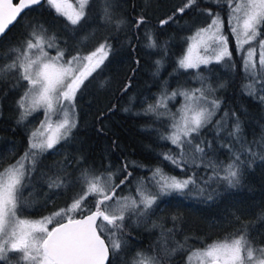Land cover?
Here are the masks:
<instances>
[{"label":"snow or ice","instance_id":"6c2138e0","mask_svg":"<svg viewBox=\"0 0 264 264\" xmlns=\"http://www.w3.org/2000/svg\"><path fill=\"white\" fill-rule=\"evenodd\" d=\"M44 2L57 15L64 17L75 31L76 26L86 20V9L91 0H78L76 8L67 0ZM223 2L230 10L228 24L235 51L241 55V71L246 81L242 92L264 104V0ZM41 3L42 0H17L16 3L0 0V38L25 9ZM196 3L197 0H186L173 15L160 21L161 26L174 22L176 14L183 15ZM110 7L106 4L104 8L102 19L106 23H113ZM206 11L211 17L210 23L188 37L187 54L177 61L178 69L195 70L193 79L199 86L180 87L169 92L165 85L156 102L144 109V115L167 121L161 124L164 131H157L159 139L169 142L173 148L160 156L183 175H170L163 167L157 166L149 169V176L136 180L135 195L117 196V190L127 185L132 176L127 164L119 170L124 175L118 182L113 180L118 172L111 169L105 170V175L85 168L77 181L82 190L73 197L72 203L39 220L21 217L24 208L29 206L24 190L31 183L38 157L54 149L61 140L71 137L77 126L76 95L108 59L112 45L105 40L86 54L77 51L69 53L70 58L65 59L66 49L60 48L56 37L47 36L41 27L39 32L33 30L30 33L22 47L11 49L16 55L10 63L0 66V76L13 73L17 85L20 81L27 82L24 94L16 102L21 110L19 122L40 108L44 109L45 119L31 132L28 151L15 163L0 170V264H112V258L118 253L123 254L127 246L126 219L132 222L135 217V222H142L141 218L148 216L162 197L173 194L192 196L202 203L214 202L242 184L244 170L250 168L256 159L264 160V151L257 150L264 148V141L249 144L243 137L240 118L235 112L231 113L232 126L227 131L232 143L220 145L229 153L227 163L211 158L212 142L202 139L203 130L213 124L212 118L221 108L223 101L216 92L225 84L220 82L213 86L209 77L200 71L201 66L209 73L212 70L208 66L213 63L235 69L234 63H225L232 60V52L229 38L223 33V19L219 13L214 14L210 9ZM237 13H242V23L234 25L233 19H240L234 17ZM114 23L118 31L124 21L115 20ZM144 23L145 17L141 16L133 26L140 29ZM145 40L147 48L161 47L151 31H145ZM245 45L251 46L245 48ZM51 48L56 49L55 56H50L46 50ZM164 50L166 54V46ZM156 65L158 73L162 61L157 60ZM177 96L183 97V103L173 112L169 102L175 101ZM53 115L57 116L55 128ZM228 116L225 112L223 118L215 121L217 137L225 131ZM235 144H239V149L234 147ZM199 169L205 174L201 175ZM69 183L59 172L47 178L50 189L66 188ZM89 196L94 197L93 201L85 203ZM50 224L51 228L48 227ZM178 247L183 248V245ZM175 251L176 248L171 249L172 253ZM193 254L200 264H264V244L257 245L247 231L196 249ZM188 260L191 261V254ZM131 264H159V261L155 256L138 252Z\"/></svg>","mask_w":264,"mask_h":264},{"label":"trees","instance_id":"16d2710c","mask_svg":"<svg viewBox=\"0 0 264 264\" xmlns=\"http://www.w3.org/2000/svg\"><path fill=\"white\" fill-rule=\"evenodd\" d=\"M95 2L90 3L88 9L93 10L96 5L98 13L95 16L88 13L86 20L81 21L75 31L64 17L57 15L44 2L27 10L0 39V66L10 63L15 57L12 48L22 47L30 33L33 30L39 32L41 27L46 30L47 36L56 37L60 48L66 49L65 58H70L69 53L77 51L86 54L94 49L95 44L98 46L105 40L112 45V52L101 69L85 81L86 87H82L76 95L77 126L70 139L61 141L55 149L38 157L36 175L32 176L31 183L24 190L29 205L27 208L33 210L30 218H39L72 203L73 197L82 190L78 177L71 182L74 187L72 193L65 188L50 189L47 178L58 172L65 178V172L74 167L79 173L87 168L105 175V170L111 169L118 172L113 177L114 182H118L124 175L119 170L127 164L132 176L127 185L117 190V196L135 195L136 180L146 178L150 175L149 169L157 166L163 167L170 175H183L160 156V153L173 148L169 142L159 139L157 131H164L161 124L167 121H157L151 115H144V109L156 102L165 85L169 92L180 87L199 86L198 81L192 82L195 70L178 69L177 61L185 53L188 37L210 21L206 11L209 9L214 14L219 13L224 21V33L229 38V50L232 52V60L225 63H234L235 69L213 63L208 66L212 70L209 73L201 66L200 71L209 77L213 86L220 82L225 84L216 92V96L223 101L221 108L212 118L213 124L203 130L202 139L212 142V149L209 150L211 158L227 163L229 153L220 145L232 143L227 131L231 130V113L235 112L240 118L244 139L249 144L264 141V104L242 92L246 81L241 71V55L235 51V41L226 21L229 8L223 0L219 4L216 0H197L183 15L176 14L174 22L163 26L160 21L173 15L186 0ZM106 4L111 5L109 11L113 23L102 19ZM141 16L145 17V23L136 29L133 24ZM121 19L124 24L117 31L114 21ZM145 31H151L161 47L155 50L147 48ZM83 44L89 48L79 49L84 47ZM51 52L56 53L54 50ZM157 60L162 61L158 73ZM5 74L8 76L3 78ZM5 74L0 76V133L6 140V148L15 143L21 149L25 140L22 135L25 122H19L21 110L16 102L24 94L27 82L20 81L15 88L14 74ZM182 102L183 97L177 96L175 101L169 102V108L175 112ZM225 112L229 114L227 127L217 137L214 124L224 117ZM17 131L20 133L15 134ZM234 147L239 149L240 146L235 144ZM257 150L264 151V148ZM197 171L205 174L203 169ZM93 199L89 196L85 203ZM173 217L176 219L173 220ZM141 220L135 222L133 217L130 222L126 219L125 238L138 245L132 244L131 250L148 251L162 264H184L186 256L196 249H203L215 241L231 239L240 231H247L257 245L264 244V160L256 159L250 168L244 170L242 184L214 202L202 203L192 196L173 194L162 197L149 215ZM168 230L175 233L174 237ZM165 231L170 238L164 237ZM178 245H183V248ZM173 248L176 251L170 255ZM117 258L122 262L135 257L129 253L115 256L112 264Z\"/></svg>","mask_w":264,"mask_h":264},{"label":"rangeland","instance_id":"374dc122","mask_svg":"<svg viewBox=\"0 0 264 264\" xmlns=\"http://www.w3.org/2000/svg\"><path fill=\"white\" fill-rule=\"evenodd\" d=\"M67 2L68 3H70V4H75V3H72V2H70L69 0H67ZM75 2H76V4H78V0H75ZM92 2H95V0H93V1H91V3ZM236 2H238V0H236ZM96 3V2H95ZM95 3H92V4H95ZM48 5V4H47ZM49 6V5H48ZM77 6H75V5H73V8H76ZM54 10V9H53ZM230 11V10H229ZM229 11H228V13H227V18H226V21H227V25H228V28H229V30H230V27H229V24H228V20H229ZM220 15V14H219ZM221 16V15H220ZM234 17H239L240 19H236V18H234L233 19V24L234 25H237V24H240V23H242V13H237V14H234ZM210 21H211V19H210ZM210 21L206 24V26L210 23ZM205 26V27H206ZM196 32V31H195ZM194 32V33H195ZM194 33H192V35L194 34ZM223 33H224V27H223ZM232 34V33H231ZM192 35H190V36H192ZM224 35H225V33H224ZM189 36V37H190ZM90 40L92 39V38H89ZM94 39V38H93ZM189 43H190V41L188 40V44H187V47H186V50H185V53H184V55H186L187 54V48H188V46H189ZM254 44L256 43L255 41L253 42ZM85 44V43H84ZM84 44L82 45V46H84ZM251 45H245V48H248V47H250ZM47 51H48V53H49V55L50 56H55V52H51V51H56V49L55 48H51V49H46ZM65 59H68V58H65ZM257 59H258V54H257ZM101 67H102V65H101ZM101 69V68H100ZM100 69H97L96 70V72H94V73H97ZM8 75L7 74H5L4 76H3V78L4 77H7ZM90 78V77H89ZM88 78V79H89ZM196 82L197 80H195V79H192V82ZM16 86H17V84H16ZM16 86H15V88H16ZM19 86V85H18ZM82 87H84V86H82ZM81 87V88H82ZM147 98V97H146ZM183 103V102H182ZM181 103V104H182ZM44 119H45V116H44V109L43 108H40L39 110H37V111H35V112H33L31 115H29V116H27L26 118H25V120L23 121V122H25V123H31L30 124V128L32 129L31 131H30V134H31V132L33 131V130H35V129H38L39 127H40V124H41V122H43L44 121ZM56 121H57V116L56 115H53V117H52V125H53V128H55V123H56ZM27 126V125H26ZM70 139V138H69ZM68 139V140H69ZM68 140H61V141H68ZM58 145V144H57ZM56 145V146H57ZM55 146V147H56ZM55 149V148H54ZM51 150H53V149H51ZM50 151V150H49ZM46 152V151H45ZM75 169V167L72 169V170H69V171H66L65 172V179H67L70 183H69V186L68 187H66L65 188V190L68 192V193H72V192H74V187L72 186V184H71V182L73 181V179H75V178H79L80 177V174L81 173H79V172H77V171H75L74 170ZM36 175V171L32 174V176H35ZM81 186V185H80ZM82 187V186H81ZM24 197L26 198V196L24 195ZM67 203H69V202H66L65 204H67ZM68 205H70V204H68ZM63 206V205H62ZM59 209H62V208H59ZM58 209V210H59ZM33 212V210L31 209V208H27V207H25L24 208V210H23V212L20 214L21 215V217L22 218H26V219H30V220H39V219H41V218H43V217H45V216H48V215H50V214H52V212H49L48 214H44V215H42L41 217L39 216V218L38 217H36V218H30L29 217V215L31 214ZM54 223H55V221H54ZM48 227L49 228H51L52 227V225L50 224V225H48ZM158 228H160V226H158ZM166 232H168V231H165L164 232V237L165 238H170V237H168V236H166L165 235V233ZM169 234L171 235V237H174V235H175V233L174 232H169ZM215 242H217V241H215ZM220 242V241H219ZM212 243H214V242H212ZM212 243H210V244H212ZM132 244L133 245H137L136 243H132V242H128L127 241V246H126V248H124L123 249V254H117V256H119V255H122V256H124V255H127L128 253L129 254H131V255H133L134 257H136V253H138V252H140V253H144L145 255H148V256H153L152 254H150L148 251H145V250H140V249H137V250H131L132 248H130V246H132ZM156 246L157 247V244L156 243H153V246ZM209 245V244H208ZM138 246V245H137ZM207 246V245H206ZM205 246V247H206ZM204 247V248H205ZM194 253V252H193ZM193 253H191V261L189 262V260H188V257H189V255L188 256H186V260H187V262H186V264H200V260L198 259V257L196 256V255H194ZM165 254H168L167 252L165 253ZM172 254V252H170V255ZM157 259V258H156ZM158 260V259H157ZM159 264H162L161 263V261H159Z\"/></svg>","mask_w":264,"mask_h":264},{"label":"flooded vegetation","instance_id":"af4514ba","mask_svg":"<svg viewBox=\"0 0 264 264\" xmlns=\"http://www.w3.org/2000/svg\"><path fill=\"white\" fill-rule=\"evenodd\" d=\"M69 1L72 2V3H75L73 5H75V6L78 7V4H76L75 0H69ZM86 12H87V14L89 13V14L95 16L98 13V11L96 10V5H95V7H94L93 10L86 9ZM86 46H88V45H86ZM86 46H84V47H81L80 46L79 49H87V48H89V46L87 48H85ZM96 47L97 46L95 44L94 49ZM30 124L31 123H28V124L25 123V124H23L24 127H23L22 135L25 137V140H24V146H21V149H20V146H18V144H15V143L9 144L8 148H6V146H5L6 145V143H5L6 140H5V138L0 133V170H2L4 168H7L10 164L15 163V161L17 159H19L21 156L24 155V153L26 151H28V149H29L30 131L32 130L29 127ZM18 133H20V132L19 131L15 132V134H18ZM132 260H122V262H121V260L117 258V260H115V264H131V261ZM186 262H187V260L185 258L184 259V264H186Z\"/></svg>","mask_w":264,"mask_h":264},{"label":"water","instance_id":"95a60500","mask_svg":"<svg viewBox=\"0 0 264 264\" xmlns=\"http://www.w3.org/2000/svg\"><path fill=\"white\" fill-rule=\"evenodd\" d=\"M13 2L16 3L17 1L15 2V1L13 0ZM43 3H44V0H42V3H41L40 5H35V6H32L31 8H33V7H39V6H41ZM31 8H29V9H31ZM29 9H25L24 12H22V13L20 14V17H21V16H22L27 10H29ZM20 17H18V19H19ZM18 19H17V21H18ZM15 23H16V22H15ZM15 23H14V25H15ZM14 25L10 26V29H11ZM7 32H8V31H7ZM7 32H6V33H7ZM0 39H1V38H0Z\"/></svg>","mask_w":264,"mask_h":264}]
</instances>
